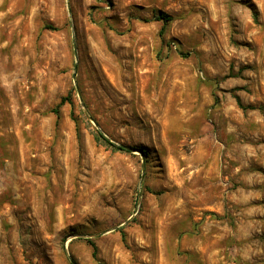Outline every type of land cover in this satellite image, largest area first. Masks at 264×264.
Returning <instances> with one entry per match:
<instances>
[{"label":"rangeland","instance_id":"obj_1","mask_svg":"<svg viewBox=\"0 0 264 264\" xmlns=\"http://www.w3.org/2000/svg\"><path fill=\"white\" fill-rule=\"evenodd\" d=\"M72 261L264 264V0H0V264Z\"/></svg>","mask_w":264,"mask_h":264},{"label":"trees","instance_id":"obj_2","mask_svg":"<svg viewBox=\"0 0 264 264\" xmlns=\"http://www.w3.org/2000/svg\"><path fill=\"white\" fill-rule=\"evenodd\" d=\"M154 18L157 20H161L162 25L160 28V34H162L165 31L166 26L170 23V21L173 19V17L164 12V11H158L157 14L154 15ZM51 28V26H49ZM179 54H183L181 50H178ZM64 103H68L71 106H73V102L71 99V91L68 92L67 95L63 96L60 98V100L58 101V103L55 105V107H53L51 109V111L55 114L56 119L58 121V116H59V108L64 104ZM80 113L83 117V119L86 121V123L88 124V126L90 127V133L92 136V139L99 145L105 147L106 149H109L111 151H129L131 149L127 148L125 145L122 144H117L111 140H109L106 136L103 135L102 132H100L98 129H96L94 126L91 125V123L88 120V116H86V114L84 113L83 110H80ZM72 114V112H71ZM93 120L95 121V119L93 118ZM141 150V149H140ZM121 236L123 237V233H121ZM86 242L91 246L92 248V256L95 258L96 257V253H97V247L95 242L92 239H86ZM72 263L74 264V261H72Z\"/></svg>","mask_w":264,"mask_h":264},{"label":"water","instance_id":"obj_3","mask_svg":"<svg viewBox=\"0 0 264 264\" xmlns=\"http://www.w3.org/2000/svg\"><path fill=\"white\" fill-rule=\"evenodd\" d=\"M75 67H76V65L74 66V69H75ZM73 78L75 77V73H73ZM88 118L91 120V121H93V118L90 116V115H88ZM143 168V167H142Z\"/></svg>","mask_w":264,"mask_h":264}]
</instances>
